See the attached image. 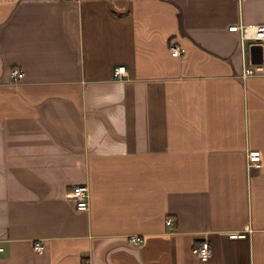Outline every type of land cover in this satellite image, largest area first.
I'll list each match as a JSON object with an SVG mask.
<instances>
[{"label":"crops","instance_id":"obj_1","mask_svg":"<svg viewBox=\"0 0 264 264\" xmlns=\"http://www.w3.org/2000/svg\"><path fill=\"white\" fill-rule=\"evenodd\" d=\"M238 23L264 0H0V264H264V77L240 76Z\"/></svg>","mask_w":264,"mask_h":264},{"label":"built area","instance_id":"obj_2","mask_svg":"<svg viewBox=\"0 0 264 264\" xmlns=\"http://www.w3.org/2000/svg\"><path fill=\"white\" fill-rule=\"evenodd\" d=\"M73 1V0H68ZM229 31H236L239 39V53L241 56L242 66L240 76L246 77H264V24L244 25L238 23L228 27ZM258 46L260 48L259 61L255 63L250 62L249 47ZM170 55L178 57L183 52L182 49L176 46L169 47ZM125 75L123 66H117L112 70L113 79H121ZM23 76L20 69L11 68L9 71V81L11 84L18 83ZM246 170H257L260 167V155L256 150H249L245 155ZM64 197L72 201L74 210L76 212H85L88 208V189L84 184H78L70 187L65 193ZM164 226L172 229L173 220L167 218L164 221ZM243 235L234 234L230 238H241ZM126 243L133 247H138L142 243V239L138 236H128ZM43 250V243L34 241L32 243L31 251L34 254H40ZM2 249L0 248V254ZM191 254L199 261L206 262L210 257V248L207 243L202 242L191 249ZM87 264V263H85Z\"/></svg>","mask_w":264,"mask_h":264},{"label":"water","instance_id":"obj_3","mask_svg":"<svg viewBox=\"0 0 264 264\" xmlns=\"http://www.w3.org/2000/svg\"><path fill=\"white\" fill-rule=\"evenodd\" d=\"M260 48L258 46L249 47V58L251 63L259 61Z\"/></svg>","mask_w":264,"mask_h":264}]
</instances>
